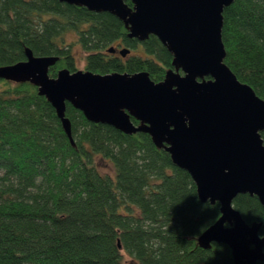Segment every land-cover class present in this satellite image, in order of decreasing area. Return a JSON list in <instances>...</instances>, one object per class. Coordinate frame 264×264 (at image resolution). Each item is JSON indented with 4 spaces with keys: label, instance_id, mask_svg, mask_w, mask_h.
<instances>
[{
    "label": "trees",
    "instance_id": "obj_1",
    "mask_svg": "<svg viewBox=\"0 0 264 264\" xmlns=\"http://www.w3.org/2000/svg\"><path fill=\"white\" fill-rule=\"evenodd\" d=\"M223 16L225 63L264 100V0H236ZM128 34L109 13L58 0H0V68L27 61L31 50L59 58L49 71L57 78L78 71L79 46L88 54L85 71L164 81L173 55L155 36L140 42ZM66 117L74 144L38 87L0 79V264H235L229 246L205 250L198 242L221 205L203 203L192 176L148 134L92 123L70 103ZM234 207L248 224L262 223L264 237L259 199L239 195Z\"/></svg>",
    "mask_w": 264,
    "mask_h": 264
},
{
    "label": "water",
    "instance_id": "obj_2",
    "mask_svg": "<svg viewBox=\"0 0 264 264\" xmlns=\"http://www.w3.org/2000/svg\"><path fill=\"white\" fill-rule=\"evenodd\" d=\"M58 1L116 16L130 39L157 37L173 55V68L159 83L147 72L102 75L64 69L52 78L49 71L59 58L36 57L27 50V61L0 68V79L38 87L73 144L67 103L92 123L126 135L148 134L192 176L203 203L221 205L220 219L201 235L199 246L209 250L225 244L235 264L264 262L263 224H248L234 207L239 195L248 194L264 208V100L225 63L223 13L236 0ZM130 53L119 51L122 57Z\"/></svg>",
    "mask_w": 264,
    "mask_h": 264
},
{
    "label": "rangeland",
    "instance_id": "obj_3",
    "mask_svg": "<svg viewBox=\"0 0 264 264\" xmlns=\"http://www.w3.org/2000/svg\"><path fill=\"white\" fill-rule=\"evenodd\" d=\"M75 40V35L71 34L69 36V41L73 42ZM118 50H121V48H117ZM135 52H133L132 54H134ZM74 56H75V60H76V68L77 70H82L85 71V67H86V57H87V53L84 52L79 46H76L74 48ZM98 166L100 168V170L105 173V174H112L113 173V166L106 160L103 159H99L98 160Z\"/></svg>",
    "mask_w": 264,
    "mask_h": 264
},
{
    "label": "flooded vegetation",
    "instance_id": "obj_4",
    "mask_svg": "<svg viewBox=\"0 0 264 264\" xmlns=\"http://www.w3.org/2000/svg\"><path fill=\"white\" fill-rule=\"evenodd\" d=\"M118 50V49H117ZM264 238V237H263ZM259 264V263H258Z\"/></svg>",
    "mask_w": 264,
    "mask_h": 264
}]
</instances>
